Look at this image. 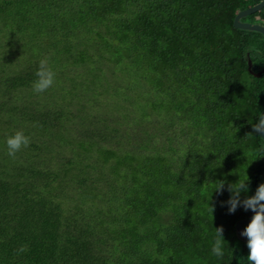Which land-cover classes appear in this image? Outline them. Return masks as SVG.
<instances>
[{"label":"trees","instance_id":"obj_1","mask_svg":"<svg viewBox=\"0 0 264 264\" xmlns=\"http://www.w3.org/2000/svg\"><path fill=\"white\" fill-rule=\"evenodd\" d=\"M261 1L0 0V264H249L227 201L264 183V35L234 19Z\"/></svg>","mask_w":264,"mask_h":264},{"label":"clouds","instance_id":"obj_2","mask_svg":"<svg viewBox=\"0 0 264 264\" xmlns=\"http://www.w3.org/2000/svg\"><path fill=\"white\" fill-rule=\"evenodd\" d=\"M35 75L37 79L32 84L34 93H44L56 82V73L49 66L47 57L40 59ZM252 130L259 136L264 135V114H261L258 122L252 125ZM30 142V137L22 131H16L6 139L7 154L15 158L16 153L22 148L28 147ZM247 180L248 177L243 180L239 179L235 184L228 186L231 196L227 204L229 205V212H235L237 207L242 205L245 210L250 209L254 213L241 235L247 237V247L249 249L247 261L249 264H264V183L259 184L254 195L241 200V191L246 192L248 190ZM223 189L224 182L220 181L214 191L222 192ZM210 211L211 213L214 211L212 206H210ZM215 230L216 237L211 252L216 257L222 258L224 256L223 228L218 227ZM27 250L26 246L21 245L17 249V254L19 255Z\"/></svg>","mask_w":264,"mask_h":264},{"label":"water","instance_id":"obj_3","mask_svg":"<svg viewBox=\"0 0 264 264\" xmlns=\"http://www.w3.org/2000/svg\"><path fill=\"white\" fill-rule=\"evenodd\" d=\"M264 8V0H262L261 2L255 4L254 6H250L247 7L243 10H241L235 17L234 19V25L236 27H240V28H244V29H253V30H257L259 32H261L264 35V25L261 23H254V22H248V21H243L242 18L246 15L252 14L254 12L259 11L260 9ZM252 61L249 60V69L250 71L256 75V76H261L264 72V68L259 71V72H255L252 70ZM261 114H264V109L262 110ZM260 114V115H261ZM262 138L264 139V135H261ZM251 218L248 219H240L237 221L236 227H237V231L241 234L242 231L244 230V228L246 227L245 224H248L250 222ZM243 236V235H241ZM246 240L247 237L243 236Z\"/></svg>","mask_w":264,"mask_h":264}]
</instances>
